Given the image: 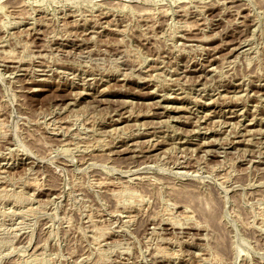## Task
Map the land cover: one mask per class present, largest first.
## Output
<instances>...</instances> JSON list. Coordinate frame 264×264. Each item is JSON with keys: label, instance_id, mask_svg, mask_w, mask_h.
<instances>
[{"label": "rangeland", "instance_id": "374dc122", "mask_svg": "<svg viewBox=\"0 0 264 264\" xmlns=\"http://www.w3.org/2000/svg\"><path fill=\"white\" fill-rule=\"evenodd\" d=\"M0 264H264V0H0Z\"/></svg>", "mask_w": 264, "mask_h": 264}, {"label": "bare ground", "instance_id": "6f19581e", "mask_svg": "<svg viewBox=\"0 0 264 264\" xmlns=\"http://www.w3.org/2000/svg\"><path fill=\"white\" fill-rule=\"evenodd\" d=\"M233 49H234V48H233ZM109 124H110V123H109ZM200 213H201V212H200ZM206 214H207V213H206ZM204 219H205V218H204ZM206 222H207V221H206ZM208 224H209V223H208ZM208 224H207V225H208ZM212 224H213V223H212ZM213 225H214V224H213ZM220 246H221V244H220ZM220 246H219V247H220ZM216 247H217V246H216Z\"/></svg>", "mask_w": 264, "mask_h": 264}]
</instances>
